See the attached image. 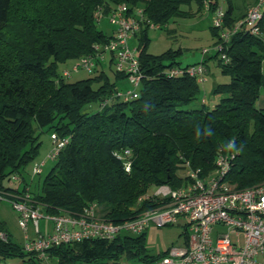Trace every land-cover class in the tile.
<instances>
[{
    "label": "trees",
    "instance_id": "obj_1",
    "mask_svg": "<svg viewBox=\"0 0 264 264\" xmlns=\"http://www.w3.org/2000/svg\"><path fill=\"white\" fill-rule=\"evenodd\" d=\"M256 1L243 7L233 0L207 3L211 13L222 6V28L231 29ZM120 4L127 6L129 17L138 21L141 9L144 18L134 35L142 79L137 96L128 101L114 97L120 91L116 81L126 79V74L114 70L115 83H110L100 70L92 78L69 83L58 70L69 60L93 55L96 45L114 37L116 26L109 35L98 28V21L110 22L109 15ZM191 4L197 10L181 9ZM201 9L203 0H0L1 185L19 174L24 187H29L22 174L38 156L42 132L69 138L37 186L38 192L28 190L48 215L79 214L95 204L97 214L109 222L129 220L150 206L145 203L133 209L136 199L150 187L185 185L186 163L207 175L214 170L219 153H234L225 179L236 189L262 183L264 110L255 103L264 91V5L257 23L259 35L239 29L224 47L228 63L216 51L210 57L216 59L220 73L229 77L227 83L213 87L212 94L220 99L212 107L207 108L202 99L197 106L201 86L195 77L167 76L173 67L194 65H179L180 50L157 56L147 52L149 23L163 28ZM212 32L214 46L220 31L212 26ZM200 62L206 65V60ZM108 63L110 67L111 59ZM93 83L98 86L94 88ZM113 97L117 102L109 104ZM93 103H99L97 110H83ZM126 150L129 172L114 155ZM165 254L148 253L145 232L122 234L111 241L61 244L46 253L56 264H156ZM0 258L43 264L8 236L0 239Z\"/></svg>",
    "mask_w": 264,
    "mask_h": 264
},
{
    "label": "built area",
    "instance_id": "obj_2",
    "mask_svg": "<svg viewBox=\"0 0 264 264\" xmlns=\"http://www.w3.org/2000/svg\"><path fill=\"white\" fill-rule=\"evenodd\" d=\"M204 9L208 10L207 0H203ZM264 0L247 9L246 15L231 29H223L224 10L218 6L212 13L211 24L218 29L219 41L213 46L223 63L229 58L224 53L230 37L239 29H246L253 35H259L257 25L261 18ZM138 21L127 14V6L120 4L109 15L110 22L116 26L114 37L106 44L96 45L95 53L75 60L72 71L84 69L92 72L105 64L109 53L114 70L126 74L130 84L127 90L115 93L116 98L128 101L137 96V89L142 79L136 50L129 48L128 41L139 30V22L144 21L141 9L137 10ZM149 23V26L152 27ZM156 26V25H154ZM207 49L202 50V56ZM169 77L187 75L195 77L199 83L205 78V68L200 62L185 67H173L166 73ZM68 77L69 71L64 70ZM52 147L47 154L50 161L56 159L60 151L68 144V137L50 135ZM123 161L124 170L130 171L128 150L122 154L114 153ZM233 152L219 153L214 162V170L207 175L191 169L185 164L184 176L187 183L180 188L170 189L159 186L152 194H142L136 199L133 209L148 203L150 206L136 214L135 217L120 223H112L97 214V206L92 204L82 213H63L48 215L40 210L31 199L29 187L20 175H11L2 185L0 182V202L8 201L18 214V225L24 234V251L36 255L40 260L47 258V250L61 244L80 242L89 239L113 240L122 234L140 235L150 227H162L184 223L185 243L183 247L170 248L156 264H264V181L245 189H236L226 181ZM44 161L34 162L31 178L42 173ZM6 187L21 189L13 193ZM51 223L50 231L43 234L38 227L40 219ZM33 227V237L26 235L27 227ZM0 232V239L6 240Z\"/></svg>",
    "mask_w": 264,
    "mask_h": 264
},
{
    "label": "rangeland",
    "instance_id": "obj_3",
    "mask_svg": "<svg viewBox=\"0 0 264 264\" xmlns=\"http://www.w3.org/2000/svg\"><path fill=\"white\" fill-rule=\"evenodd\" d=\"M233 2L239 6L243 7L244 5L254 2V0H233ZM196 4L183 5L181 6L182 10L196 9ZM212 13L206 9H201L199 12H195L192 15H189L185 18L178 17L173 21L169 22L163 28L152 25V27H144L145 34L148 38V47L147 52L151 55H160L168 50L173 52H178L177 62L179 65L184 66L186 64H197L200 62L202 55V50L207 49L206 56V65L205 76L206 81L200 83V94L197 101V106H200L199 100L205 99L208 103V107H212L220 99L218 95L212 94V89L215 85L219 83H227L229 77L220 73L219 68L216 66V59H210L214 55L213 42L216 40L214 32H212L211 25ZM113 28V24L108 22V20L101 18L98 21V28L106 33L109 32V29ZM138 31V30H137ZM133 33L132 38L129 39L128 44L129 48L135 49L137 38ZM106 61L105 64L97 70L88 72L84 69L78 71H72V65L75 63L73 60L67 61L65 64L59 66V72L61 73L64 70L69 71V76L65 77V81L69 83H74L78 81L85 80L87 78H92L98 74L97 71H104L108 75V80L110 83H115L113 77L114 65L110 64L109 67V53L105 54ZM167 63V61H165ZM262 71L264 74V62L262 64ZM122 85H126L125 88ZM98 85L93 83V87L96 88ZM116 86L120 90L130 88V84L126 79H121L116 81ZM116 98H110L109 104L116 103ZM99 103H93L90 105V108H87V105L84 107V111L89 110L90 112L97 110ZM255 106L259 109L264 110V91H260L259 99L256 101ZM39 141L41 146L39 148V153L37 158L31 162L23 172L24 181L28 182L30 190L32 192H38L37 186L41 184L42 179L49 171L53 165V161H50L46 156L49 153L52 144L50 140L49 132H42L39 135ZM44 161V166L42 167V173L31 178V167L34 162ZM19 175V174H18ZM179 175L183 176V172L180 171ZM158 187H150L147 191L148 194H152L157 190ZM0 223L3 229V232L8 236L11 242L23 248L24 245V232L18 225V214L12 208V205L8 201L0 202ZM184 223L186 220H179L176 224H169L162 227H150L145 232V248L149 254H158L160 252H165L170 248L183 247L185 243L184 236ZM39 230L45 234L50 231L51 223L47 219H40L38 224ZM26 235L28 238L33 237V227L29 225L27 227ZM131 235V234H128ZM47 256V255H46ZM40 260V259H39ZM43 264H56L54 260H50L48 257L45 260H41ZM20 261L18 258H12L7 260H2L0 258V264H19Z\"/></svg>",
    "mask_w": 264,
    "mask_h": 264
},
{
    "label": "crops",
    "instance_id": "obj_4",
    "mask_svg": "<svg viewBox=\"0 0 264 264\" xmlns=\"http://www.w3.org/2000/svg\"><path fill=\"white\" fill-rule=\"evenodd\" d=\"M113 32H114V27H113V28L110 27L109 32H108L107 34L112 35ZM105 33H106V32H105ZM206 56H207V55H204V56L201 55L200 61H201V59L206 60ZM186 65H188V64H186ZM205 81H206V79L204 80V82H205ZM204 82H203V83H204ZM125 86H126V85H125ZM125 86L122 85L123 88H125ZM127 89H128V88H127ZM127 89H124V90H127ZM202 100H204V103H206V104L208 105V103H207V101H206L205 99H202Z\"/></svg>",
    "mask_w": 264,
    "mask_h": 264
}]
</instances>
